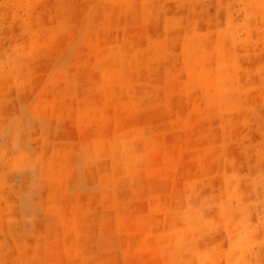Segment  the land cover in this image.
Returning a JSON list of instances; mask_svg holds the SVG:
<instances>
[{"label": "rangeland", "instance_id": "1", "mask_svg": "<svg viewBox=\"0 0 264 264\" xmlns=\"http://www.w3.org/2000/svg\"><path fill=\"white\" fill-rule=\"evenodd\" d=\"M0 264H264V0H0Z\"/></svg>", "mask_w": 264, "mask_h": 264}]
</instances>
